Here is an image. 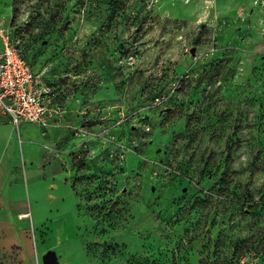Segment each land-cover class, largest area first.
Listing matches in <instances>:
<instances>
[{
    "label": "rangeland",
    "instance_id": "374dc122",
    "mask_svg": "<svg viewBox=\"0 0 264 264\" xmlns=\"http://www.w3.org/2000/svg\"><path fill=\"white\" fill-rule=\"evenodd\" d=\"M0 31L65 113L19 130L0 264H264V0H0Z\"/></svg>",
    "mask_w": 264,
    "mask_h": 264
},
{
    "label": "crops",
    "instance_id": "0c3cea01",
    "mask_svg": "<svg viewBox=\"0 0 264 264\" xmlns=\"http://www.w3.org/2000/svg\"><path fill=\"white\" fill-rule=\"evenodd\" d=\"M0 54L4 51V42L0 40ZM33 125V124H32ZM31 125V127H33ZM25 127H30L26 125ZM23 131V130H22ZM22 131L9 123L7 118L0 117V251L1 247L13 246L23 234L29 231L32 221L26 213V197L30 201L31 181L37 179L38 167L35 162L40 158L41 149L32 143L30 135L23 136ZM26 133V132H25ZM37 138V137H36ZM22 142V143H21ZM29 165V167L27 166ZM32 261L26 257L25 264H42L39 256ZM55 260L56 255L43 252L42 260L48 256ZM38 257V258H37Z\"/></svg>",
    "mask_w": 264,
    "mask_h": 264
},
{
    "label": "built area",
    "instance_id": "2783aa9c",
    "mask_svg": "<svg viewBox=\"0 0 264 264\" xmlns=\"http://www.w3.org/2000/svg\"><path fill=\"white\" fill-rule=\"evenodd\" d=\"M1 32V31H0ZM4 51L0 54V117L7 118L18 131L23 125L57 126L65 113L43 77L13 45L9 36H2Z\"/></svg>",
    "mask_w": 264,
    "mask_h": 264
},
{
    "label": "water",
    "instance_id": "95a60500",
    "mask_svg": "<svg viewBox=\"0 0 264 264\" xmlns=\"http://www.w3.org/2000/svg\"><path fill=\"white\" fill-rule=\"evenodd\" d=\"M43 263H44V264H54V263H52V259H51L50 257L45 258V259L43 260Z\"/></svg>",
    "mask_w": 264,
    "mask_h": 264
},
{
    "label": "trees",
    "instance_id": "16d2710c",
    "mask_svg": "<svg viewBox=\"0 0 264 264\" xmlns=\"http://www.w3.org/2000/svg\"><path fill=\"white\" fill-rule=\"evenodd\" d=\"M26 60V59H25ZM28 62V60H26ZM29 63V62H28Z\"/></svg>",
    "mask_w": 264,
    "mask_h": 264
}]
</instances>
